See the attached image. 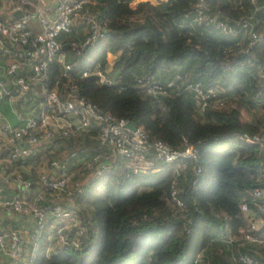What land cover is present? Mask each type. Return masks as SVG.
Returning a JSON list of instances; mask_svg holds the SVG:
<instances>
[{"label":"trees","instance_id":"obj_1","mask_svg":"<svg viewBox=\"0 0 264 264\" xmlns=\"http://www.w3.org/2000/svg\"><path fill=\"white\" fill-rule=\"evenodd\" d=\"M93 1L86 11H98L106 27L95 46L81 53L70 46L72 40L84 41L80 29L59 37L67 61L75 65L72 78L81 95L103 112L135 122L150 140H161L172 149L193 145L198 159L184 161L179 168L159 163L134 173L118 158L111 168L89 178L82 192L73 189L64 196L60 205L75 215L78 225L63 231L64 245L55 246L56 237L47 241L45 234L33 264H193L199 254L206 264H237L232 258L241 255L264 261V225L249 226L250 218L264 220V194L259 199L250 194L264 179V141L254 144L238 138L264 137V125L250 118L251 110L264 109V0H209L210 19L202 25L191 21L197 0L140 2L136 7L134 0ZM216 18H229L234 33L216 27ZM239 19L248 25L243 27ZM251 32L263 35L254 47H249ZM108 52L116 54L115 85L81 76L85 68L104 66ZM60 73L57 63L50 65V86ZM145 73L161 81L182 74L180 84L196 80L214 86L227 106L201 112L193 94L185 92L157 100L137 88V78ZM16 106L21 108V102ZM98 131L94 127L55 139L54 151L59 152L60 144L78 149L77 156L83 157L99 145L94 138ZM49 152L27 159L34 167V181L38 171L48 168L46 163V169L39 170L42 157H56ZM81 179L79 174L72 177ZM173 182L183 210L169 201ZM243 201L247 214L240 208ZM246 236L260 242L247 241ZM74 238L77 247L70 244Z\"/></svg>","mask_w":264,"mask_h":264},{"label":"built area","instance_id":"obj_2","mask_svg":"<svg viewBox=\"0 0 264 264\" xmlns=\"http://www.w3.org/2000/svg\"><path fill=\"white\" fill-rule=\"evenodd\" d=\"M159 1L163 0H134L132 6L136 7L140 2L156 4ZM256 1L250 0L252 4ZM88 3L94 4L95 1L0 0V17H3L0 18V77L5 78V81L0 80V182L18 187L17 193L0 196V209L27 215L35 224L31 248L26 247L17 230H0V254L5 255L9 264H33L45 234L47 241L56 237L59 245L66 244L63 231L78 223L70 210L61 207L64 196L72 195L73 189L82 192V186L89 178L111 168L118 158L124 159L126 169L134 173L155 169L159 163H173L179 168L184 161L198 159V150L193 145L186 143L182 149H172L161 140H150L143 128H130L129 119L103 112L81 95L72 78L75 65L67 61V53L59 37L80 29L85 34L84 41L79 44L72 40L70 46L75 51L79 48L77 53H81L93 48L104 36L106 27L100 19L101 14L86 11ZM209 12V0H197L192 24L206 23L210 19ZM229 20L213 19L216 27L223 32L234 33ZM34 21L39 27L36 33L33 31ZM238 22H242L243 27L248 25L243 19ZM250 35L249 47L263 40L262 34L251 32ZM115 61L116 54L108 52L104 66L85 68L81 76H94L101 85H115L112 76ZM53 63L59 65L61 73L50 86L49 69ZM181 79L182 74H176L161 81L155 74L145 73L137 78V88L157 100L170 93L193 94L201 112L227 106L218 88L196 80L180 84L178 81ZM15 86H18L17 94L12 93ZM19 101L21 108L16 106ZM94 127L99 130L94 137L99 142L97 147L88 149L89 153L83 157L77 156L78 149L68 150V155L64 157H52L47 162V170L38 171L37 180L32 179L34 167L26 163L30 156L42 154L49 148L50 152H55V139L74 137ZM238 138L254 144L264 141V137L258 135L242 134ZM5 152H8L6 156ZM76 159L80 165L78 168L82 167L80 173L85 177L72 181L73 161ZM196 171L200 172V169ZM250 194L259 199L264 189L254 187ZM169 201L179 210L184 209L176 182L172 183ZM240 208L245 214L249 211L245 201L241 202ZM49 220L57 221L55 230H47ZM63 221L67 223L58 226ZM262 225L263 219H249L251 229ZM245 240L260 242L249 236ZM70 244L77 247L78 239L74 238ZM232 259L237 264H264V261L247 255ZM193 264H206V259L199 254Z\"/></svg>","mask_w":264,"mask_h":264},{"label":"crops","instance_id":"obj_3","mask_svg":"<svg viewBox=\"0 0 264 264\" xmlns=\"http://www.w3.org/2000/svg\"><path fill=\"white\" fill-rule=\"evenodd\" d=\"M258 122V121H257ZM259 123V122H258ZM18 192V187L14 185H4L0 182V196H9L13 195ZM2 209H0L1 212ZM56 220H49L48 226L52 228L53 222ZM35 224L31 217L29 216H22L19 214H12L9 217H0V230L6 229H15L17 230L22 239L26 243V247L31 248L33 246L32 241V232L34 230ZM52 249V245L49 247V253ZM0 264H9V260L5 259V255L0 254Z\"/></svg>","mask_w":264,"mask_h":264},{"label":"rangeland","instance_id":"obj_4","mask_svg":"<svg viewBox=\"0 0 264 264\" xmlns=\"http://www.w3.org/2000/svg\"><path fill=\"white\" fill-rule=\"evenodd\" d=\"M34 26H35V27H33V31L36 33V32L39 31V27H38V24H37L36 21H34ZM250 112H251V113H250V118H251L252 120H254V121H258L259 124L264 125V124H263V123H264V109H259V111L253 109V110H251ZM65 145H66V144H65ZM57 150H58L59 152H52V154H53V155H56V156H58V157H64V156H67L68 153H69L68 149H67L66 146H64V145H62V148H61L60 144H58V145H57ZM75 150H76V149H75ZM49 153H50V152H49ZM50 154H51V153H50ZM48 155H49V154H48ZM48 155H44V156L42 157V164H43V167H41V168H39V169H42V170H45V169H46V163H47L48 160H49V159H48ZM51 156H52V155H51ZM73 163L75 164V168L73 169L72 176H75V175L79 174L80 176H82V178H84L85 175H83V174L80 173V172L82 171V167H81V169L78 168V167L80 166V165H78V164H79L78 159L74 160ZM82 180H83V179H82ZM12 214H15V213H13V212H8V211H6V210H1V212H0V217H9V216H12ZM65 223H67V222H65ZM65 223H64V224H65ZM56 224H57V221L53 222V224H52V228H49V229H47V230H51V229L55 230V228L57 227ZM62 225H63V224H61V226H62ZM58 226H60V224H59ZM54 245H55V246H58V243L56 242V239H55V243H54ZM54 245H53V246H54Z\"/></svg>","mask_w":264,"mask_h":264},{"label":"water","instance_id":"obj_5","mask_svg":"<svg viewBox=\"0 0 264 264\" xmlns=\"http://www.w3.org/2000/svg\"><path fill=\"white\" fill-rule=\"evenodd\" d=\"M15 16L18 17V16H19V13L16 12V13H15ZM0 80H1V81H5V78H4V77H0ZM17 91H18V86H15V87L13 88V90H12V93H13V94H17V93H18ZM128 126H129L130 128H132V129H135V128H136V124H135V122H133V121H130V122L128 123ZM258 186L264 189V179H263V181H262L261 183H259ZM262 203H263V206H264V199H263V202H262Z\"/></svg>","mask_w":264,"mask_h":264}]
</instances>
